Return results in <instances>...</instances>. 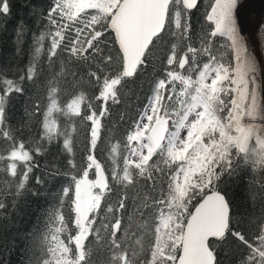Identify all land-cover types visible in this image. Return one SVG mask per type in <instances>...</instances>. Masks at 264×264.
<instances>
[{"label": "snow or ice", "instance_id": "snow-or-ice-1", "mask_svg": "<svg viewBox=\"0 0 264 264\" xmlns=\"http://www.w3.org/2000/svg\"><path fill=\"white\" fill-rule=\"evenodd\" d=\"M21 7L13 57L25 55L29 36L32 46L14 77L0 74V220L29 197L47 203L43 230L13 239L0 230V249L21 242L26 264H264V197L248 215L227 195L250 180L264 193V51L246 38L248 6L51 0L45 9L22 0ZM12 16L10 0H0V30ZM157 62L145 103L122 133L123 166L114 158L117 140L107 168L102 121ZM62 82L74 93L64 106L56 96ZM84 85L95 90L91 98ZM54 111L67 117L63 127ZM76 118L88 122L82 164Z\"/></svg>", "mask_w": 264, "mask_h": 264}, {"label": "trees", "instance_id": "trees-1", "mask_svg": "<svg viewBox=\"0 0 264 264\" xmlns=\"http://www.w3.org/2000/svg\"><path fill=\"white\" fill-rule=\"evenodd\" d=\"M10 3L12 6L13 16L7 21V30H0V69L3 70L0 74L8 78L14 77L16 75L17 66L23 67L28 62L30 58V48L32 46V39L31 36H29L27 42L24 45L25 55L20 58L13 57V29L15 27L16 19L25 16L27 10L21 7L22 0H10ZM33 3L41 4L43 8L46 9L51 3V0H33ZM207 4L208 0H203V5ZM202 16L203 6L201 7V11L196 14V19L201 20ZM29 23L31 24V21H29ZM245 34L246 38L249 40L246 27ZM49 43L50 42L48 40H45L44 48L41 52L40 59L41 64H43L44 67H47L45 61ZM220 43L226 44L227 42L220 39ZM66 57L67 54L65 53L64 57H62L61 60L57 62V67H59V65L64 62ZM160 67L161 65L157 62L156 64H154V68L156 69V71L150 72L149 76H140V78L136 80L131 91H124L122 103L112 104L111 115L104 121H102V123L106 125V130L104 133H102V135H104L105 147L101 151V153H99V156L100 159L105 163V166L107 168H111L112 166V159H110V152L108 151V149H110L112 144H114L117 140H120L121 143L118 149V155H116L114 158L120 165V167L123 166L125 141L123 140L122 133L129 126L130 119L136 115V113L145 103V98L149 91L150 77L156 75ZM69 79H71V77H69ZM177 86L179 87V85ZM60 88L61 90L56 94V96L58 97L59 105L64 106L70 99L71 95L74 93L63 82L61 83ZM82 90L86 91L89 98H91L95 92V90L88 85H84ZM48 103L49 101L47 96H44L42 106L46 108L48 106ZM95 103L98 104V102ZM18 105L19 100H17V106ZM122 115H124V119H121ZM52 118L57 121V123L61 127H63L67 121V117H65L59 111H54L52 114ZM76 119L79 135L76 137L74 146L76 151L77 163L82 164L83 157L85 156V136L87 132L88 122L81 123L78 118ZM107 129L112 130L108 131ZM38 131L39 124L33 123L32 135L35 136ZM38 159L41 161L42 165L46 163L43 158L38 157ZM89 178H94L92 172L89 173ZM256 178H258V174H256ZM237 184H239V186L233 185L229 188L227 192L228 197L237 206L243 204V207H240L239 211L245 212L248 215H253V209L259 207L260 201L262 197H264V193L261 192L254 180H250L245 184H240V182L238 181ZM249 200H251V204L248 203ZM46 203L47 201L43 197H41L39 200L29 197V202L20 205L16 210H13L11 207L5 208L4 212L10 213V217L4 220H0V225H3V229L0 230L3 231V235L8 239H13L17 232L24 234L30 231H35L37 227H41V230H43L42 209H44ZM38 221L40 222L39 225ZM10 247H12L10 253L3 252V250L0 249V264H26V255L22 243L17 242L14 246Z\"/></svg>", "mask_w": 264, "mask_h": 264}, {"label": "bare ground", "instance_id": "bare-ground-1", "mask_svg": "<svg viewBox=\"0 0 264 264\" xmlns=\"http://www.w3.org/2000/svg\"><path fill=\"white\" fill-rule=\"evenodd\" d=\"M255 8V5L250 6V10L252 11ZM244 21L246 22V17H244ZM249 21V20H248ZM263 22V21H262ZM259 24V21L252 15L251 22H249V26L246 23V28L249 35V41L251 42V46L258 51H264V34H262L261 30H256L255 26ZM254 41V44H253ZM258 45V46H257Z\"/></svg>", "mask_w": 264, "mask_h": 264}, {"label": "rangeland", "instance_id": "rangeland-1", "mask_svg": "<svg viewBox=\"0 0 264 264\" xmlns=\"http://www.w3.org/2000/svg\"><path fill=\"white\" fill-rule=\"evenodd\" d=\"M241 3L246 4L248 6V9H246L245 12H247L250 9V6L255 5V8H253V10L251 11L252 13L251 16L245 15L246 22H244V27H246V23L249 26V22H251L252 15L256 18V20L259 21V23H261L262 21L264 22V0H241ZM260 30L262 34H264V29H260Z\"/></svg>", "mask_w": 264, "mask_h": 264}]
</instances>
